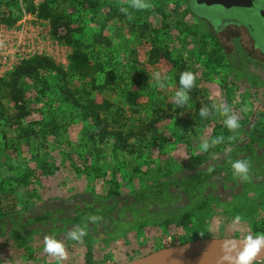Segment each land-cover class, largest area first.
<instances>
[{
    "label": "rangeland",
    "instance_id": "1",
    "mask_svg": "<svg viewBox=\"0 0 264 264\" xmlns=\"http://www.w3.org/2000/svg\"><path fill=\"white\" fill-rule=\"evenodd\" d=\"M29 1L34 10L25 11V2L17 0L21 16L6 23L1 13L9 8L0 0V29H13L24 18L49 34L48 57L67 72L70 98L55 95V78L48 73L49 91L39 92L27 78L18 102L7 83H0V180L5 171L29 172L24 191L36 190L25 207L17 205L2 217L0 264H57L43 251L44 236L51 233L66 245L63 264L89 258L127 261L173 239H200L201 233L210 234L204 238L256 234L253 227L264 224V70L241 53L234 59L224 52L201 20L218 28L240 13L195 0L190 12L187 0H162L151 10H132L129 19L118 11V0ZM43 1L62 16L59 35L66 32L64 21L78 31L80 46L90 55L85 74L71 72L73 46L54 36L50 20L37 15ZM251 24L256 48L264 55V27ZM188 69L198 74L197 86L188 105L175 107L180 74ZM158 70L169 77L162 89L154 80L149 83ZM8 72L0 78L6 80ZM89 100L100 106L99 118H107V128L121 132L119 139L94 144L98 152L93 143L86 145V131H94L97 140L104 124L79 115ZM214 100L226 101L240 116L237 132H229L220 115L201 119L200 107ZM67 103L71 110H63ZM244 106L248 111L241 110ZM221 134L223 143L208 152L199 149L202 138ZM236 159L251 160L249 181L233 177L229 160ZM90 214L108 217L89 221L81 242L66 239L64 234L81 224L72 223L74 217L83 223ZM237 215L242 220L233 224ZM186 223L201 228L190 230Z\"/></svg>",
    "mask_w": 264,
    "mask_h": 264
},
{
    "label": "trees",
    "instance_id": "2",
    "mask_svg": "<svg viewBox=\"0 0 264 264\" xmlns=\"http://www.w3.org/2000/svg\"><path fill=\"white\" fill-rule=\"evenodd\" d=\"M161 2L162 0H152V3L157 6L158 2ZM25 2V3H24ZM24 6H25V11H31L34 10L33 7L30 5L29 0H23ZM4 4L9 8V11H5L1 13L2 20L6 23H14L16 20L19 19L21 16V10L18 5L17 0H4ZM191 0H187V7L190 12H193L192 9L190 8L191 5ZM12 8H15V12L12 11ZM157 10H159V7H157ZM37 15L40 18L43 19H49L51 22V31L52 34L60 39H64L65 42L73 46L72 53L69 55L70 59V67L69 69L71 72H78L85 74V68L87 66L88 60L90 55H88V52H85L83 48L80 46V41L78 40V31L76 30H70L69 24L67 22H63V25L66 29L65 34L59 35L58 31V25H60V21L62 19V16L58 12L52 11V8L48 5L47 1H43L38 7H37ZM195 16L196 14L193 13ZM51 34V35H52ZM100 37L98 38V41H102ZM106 41V40H104ZM45 72V74H44ZM46 73L49 75H53L55 78V84H56V89L57 92L55 93L56 96H59L62 98V100H66L70 98L69 90L65 86V79H66V74L67 72L62 69L60 66L56 65L54 60H52L50 57L46 55H37V56H32L26 59L21 60V62L16 65L11 71L7 73L6 80L3 78H0V83L1 84H6L8 87L11 89V95L14 99L15 102H18L19 100L22 99V97H19V95L22 93V85L25 83V79H31L34 82V85L39 86V92L45 93L46 91H49L51 89V84L49 78L46 77ZM109 79H106V82L109 84L111 83V72ZM55 88V86H54ZM68 95V96H67ZM73 105L66 104L64 107L65 109L63 110H71ZM51 109V108H50ZM81 109L83 110V113H79L81 119H84L88 122L87 119H93L99 122H102L104 124V127L98 131L97 133V140L94 138V135L96 134L94 131H86L89 134V139L86 140V145L88 143H93L96 144L97 142L102 143L103 140H105L107 137H113V139H119L121 132L117 130H109L107 128L108 121L107 118H99V110L100 106L95 104L92 101H88L85 106L81 105ZM54 112V111H52ZM87 113H91L88 115ZM2 111L0 110V117H2ZM75 118V116H74ZM53 126H57V122L55 120V116L53 117V114L51 113V120ZM147 128H150V126H147ZM24 131H26L23 128ZM26 134V133H25ZM253 134H255L253 132ZM122 140V139H121ZM93 151H100L99 147H96L94 145ZM10 160V159H9ZM9 160H5L4 162L7 164L9 163ZM3 163V162H2ZM44 168V167H42ZM47 170L48 167H46ZM6 172V178H2L0 180V222L2 221V217L8 213V211H11L15 209L17 205H22V207H25V204L29 199L34 197L36 194V190H31V191H24V188L27 189V186L30 183V178L32 177V174L27 172V173H22V174H14V173H9L8 171ZM7 179V180H5ZM143 191V190H142ZM10 197H12L13 203L10 205ZM93 211V209H92ZM81 214L85 216L86 212L84 210L81 211ZM41 217V216H40ZM40 217H33L30 222L34 221L36 222ZM108 217L102 216V218ZM79 217L75 216L74 221L72 223H82V220L78 221ZM187 229L190 230H200L201 227L197 226V224H185ZM184 228V229H186ZM186 229V230H187ZM254 233H262L264 232V224L262 226H257L255 225L253 227ZM196 232V231H195ZM210 234H203L199 238H204V237H209ZM197 239V237H194V235L190 238L186 237L184 240H172L167 246H172L177 243L189 241V240H194ZM90 255H88L89 257ZM88 261H92L90 258Z\"/></svg>",
    "mask_w": 264,
    "mask_h": 264
},
{
    "label": "clouds",
    "instance_id": "3",
    "mask_svg": "<svg viewBox=\"0 0 264 264\" xmlns=\"http://www.w3.org/2000/svg\"><path fill=\"white\" fill-rule=\"evenodd\" d=\"M152 0H118V11L131 19V11L143 12L153 8ZM198 74L190 69L180 74V88L175 92V107H184L188 105L191 99L190 93L197 86ZM169 77L162 71H156L150 76V81H155L159 88L165 87V82ZM242 111H248L244 106ZM213 115L224 117L223 125L229 132L235 133L241 128L240 116L233 112L232 107L226 101H213L210 105H202L199 109V116L202 120L208 119ZM229 136L228 139H234ZM225 137L223 134L212 139L202 138L199 149L208 152L209 149L215 148L223 143ZM232 175L243 182L251 179L250 170L252 162L250 159L229 160ZM214 169L209 168V172ZM102 217L94 214L86 216L83 223L69 229L64 235L66 239L81 242L88 235V222H97ZM242 217L237 215L233 218V224H237ZM204 233H201L203 235ZM217 247L215 256L206 254L202 258V264H264V232L256 234H247L243 237L223 238L215 241ZM43 251L49 256L55 257L57 264H63L68 257V252L64 240L57 237L55 233L44 236Z\"/></svg>",
    "mask_w": 264,
    "mask_h": 264
},
{
    "label": "flooded vegetation",
    "instance_id": "4",
    "mask_svg": "<svg viewBox=\"0 0 264 264\" xmlns=\"http://www.w3.org/2000/svg\"><path fill=\"white\" fill-rule=\"evenodd\" d=\"M254 3L256 8L255 10H251L252 14L249 15H244L242 12L243 8L241 7L223 9L227 10V13L238 11L240 14L237 19H231L226 24L219 23L218 28L215 26L211 27L210 23L206 22L203 18L199 19L206 23L210 32L214 35L215 40L221 44L224 52L225 50H229L231 52V57L234 59L239 58L237 55L241 53L244 59L258 64L259 67L264 70V55L256 48L255 38L252 35L254 26L251 24L254 23L257 26L261 25L260 27H264L263 18L259 15V10L264 9V0H254ZM222 37L224 38V43L221 41Z\"/></svg>",
    "mask_w": 264,
    "mask_h": 264
},
{
    "label": "built area",
    "instance_id": "5",
    "mask_svg": "<svg viewBox=\"0 0 264 264\" xmlns=\"http://www.w3.org/2000/svg\"><path fill=\"white\" fill-rule=\"evenodd\" d=\"M52 46L51 36L39 25H27L24 18L13 29H0V76L23 59L37 55L49 56Z\"/></svg>",
    "mask_w": 264,
    "mask_h": 264
},
{
    "label": "water",
    "instance_id": "6",
    "mask_svg": "<svg viewBox=\"0 0 264 264\" xmlns=\"http://www.w3.org/2000/svg\"><path fill=\"white\" fill-rule=\"evenodd\" d=\"M195 1L198 4L206 5V6L217 5L222 10L233 7L236 8L241 7L243 9H250V10H255L256 8L254 0H195ZM259 15L261 18H263V25H264V9L259 10ZM213 238H208V239H213ZM215 238L223 239L225 237H215ZM64 264H176V263L172 259H170L166 254H164L162 252V249H160L158 251L151 252L121 262L114 260H106V261H81V262L64 263Z\"/></svg>",
    "mask_w": 264,
    "mask_h": 264
},
{
    "label": "bare ground",
    "instance_id": "7",
    "mask_svg": "<svg viewBox=\"0 0 264 264\" xmlns=\"http://www.w3.org/2000/svg\"><path fill=\"white\" fill-rule=\"evenodd\" d=\"M220 238H200L162 248V252L176 264H202V258L208 254L215 256L216 243Z\"/></svg>",
    "mask_w": 264,
    "mask_h": 264
}]
</instances>
